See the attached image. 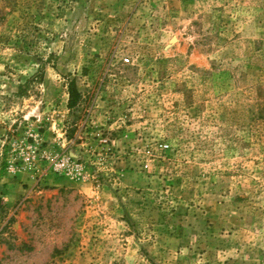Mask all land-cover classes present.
<instances>
[{"label": "rangeland", "instance_id": "obj_1", "mask_svg": "<svg viewBox=\"0 0 264 264\" xmlns=\"http://www.w3.org/2000/svg\"><path fill=\"white\" fill-rule=\"evenodd\" d=\"M0 264H264V0H0Z\"/></svg>", "mask_w": 264, "mask_h": 264}, {"label": "built area", "instance_id": "obj_2", "mask_svg": "<svg viewBox=\"0 0 264 264\" xmlns=\"http://www.w3.org/2000/svg\"><path fill=\"white\" fill-rule=\"evenodd\" d=\"M124 61L129 62V58L125 57ZM157 147L162 150V149L167 148L168 144L160 142L157 144ZM145 152H146L147 158L153 157L155 155L154 150L152 148H147ZM148 166H149V162L147 160L144 161L143 167L148 168ZM55 167H56L55 169L57 172H61V171L68 172L69 174H72L73 176L77 178H79L78 175L81 174V170H82V166L80 163L69 162L68 160L57 163Z\"/></svg>", "mask_w": 264, "mask_h": 264}, {"label": "trees", "instance_id": "obj_3", "mask_svg": "<svg viewBox=\"0 0 264 264\" xmlns=\"http://www.w3.org/2000/svg\"><path fill=\"white\" fill-rule=\"evenodd\" d=\"M68 95L69 98H68L67 106L69 108H73L77 105L80 96V93L74 84H71V86L69 87Z\"/></svg>", "mask_w": 264, "mask_h": 264}]
</instances>
